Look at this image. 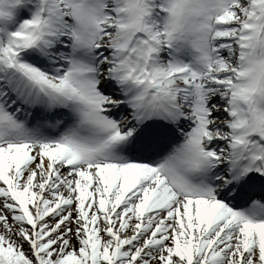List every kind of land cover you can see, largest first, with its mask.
Returning a JSON list of instances; mask_svg holds the SVG:
<instances>
[{"label":"snow or ice","instance_id":"1","mask_svg":"<svg viewBox=\"0 0 264 264\" xmlns=\"http://www.w3.org/2000/svg\"><path fill=\"white\" fill-rule=\"evenodd\" d=\"M0 264H264V0H0Z\"/></svg>","mask_w":264,"mask_h":264}]
</instances>
